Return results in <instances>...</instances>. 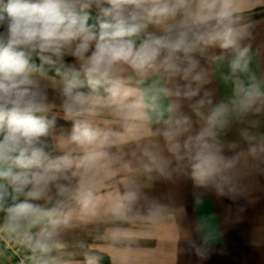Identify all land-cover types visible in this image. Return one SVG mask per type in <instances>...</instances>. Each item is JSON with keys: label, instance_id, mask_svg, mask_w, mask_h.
Wrapping results in <instances>:
<instances>
[{"label": "crops", "instance_id": "0c3cea01", "mask_svg": "<svg viewBox=\"0 0 264 264\" xmlns=\"http://www.w3.org/2000/svg\"><path fill=\"white\" fill-rule=\"evenodd\" d=\"M215 2L216 11L227 3L237 46L196 43L187 54H173L175 73L163 66L169 52L162 48L143 73L121 64L107 81L91 84L82 71L84 62L72 55L74 44L51 59L80 80L29 68L30 78L47 95L48 111L37 114L48 125L44 151L49 160L67 156L71 163L39 199H13L6 181H0L8 193L1 202L7 218V209L24 201L56 209L51 217L12 223L32 225L43 264H264V0ZM201 3L185 0L174 16L140 21L144 40L135 46L173 38L179 31H187L193 42L196 35L212 32L215 20L196 19ZM108 6L106 0H94L82 10L105 17L101 9ZM6 40L3 26L0 43ZM93 50L94 44L85 57ZM244 50L246 69L234 72L232 63ZM191 62L192 75L199 73L200 81L184 78ZM69 82L88 101L86 111L72 117L63 108L62 90ZM189 86L199 89L196 96L184 95ZM253 89L260 95L244 110L240 101ZM221 105L226 110L214 136L206 138L221 163L199 182L190 158L195 150L189 153L184 144L207 127L208 117ZM184 117L187 131L176 137L181 145L177 155L163 133ZM78 127L90 128L96 139L74 142ZM9 167L19 171L13 165L4 169ZM61 186L67 189L63 194Z\"/></svg>", "mask_w": 264, "mask_h": 264}, {"label": "clouds", "instance_id": "9594fccd", "mask_svg": "<svg viewBox=\"0 0 264 264\" xmlns=\"http://www.w3.org/2000/svg\"><path fill=\"white\" fill-rule=\"evenodd\" d=\"M94 0H0V26L6 25V43H0V181H6L11 188L13 199L26 195L39 199L50 183L59 178V173L70 165L67 156L49 160L44 151L43 138L48 134V125L43 116L37 115L48 111L47 95L29 76V57L39 55L43 62L52 63V56L60 58L64 50L75 45L72 55L82 60V71L91 84L107 81L117 66L127 64L138 73H143L153 66L162 48L169 52L163 66L173 73L179 71L171 63L173 54L183 51L185 54L194 50L196 43L218 42L222 49L235 48L237 40L231 27L230 12L225 3L216 11L215 0H202L197 21L204 23L215 20L216 28L212 32L198 34L195 42L190 41L187 31H179L175 37L155 38L144 41L139 47L130 37L138 34L142 27L140 21L174 16L185 5V0H176L175 4L160 3L159 0H106L108 7L101 11L110 21L100 25L99 33L86 26L87 17L81 19L75 9L88 8ZM206 10V13H205ZM94 44L91 55L85 57ZM246 50L241 51L232 63L233 71L245 70L241 64ZM195 62L184 69V78L200 81L201 75H192ZM197 89L189 86L184 95L191 98L197 95ZM113 96L116 89H111ZM179 94V93H177ZM260 93L250 90L240 101L242 109L251 107ZM63 108L66 116L81 115L88 101L83 93L76 91V84L69 82L62 90ZM202 104L203 101H200ZM226 110L221 105L214 109L207 119L205 127L197 136L189 137L184 148L191 155L193 177L204 182L217 166L221 157L213 151L208 137L214 136L213 129L220 122ZM177 127L163 133L169 142V150L179 154L181 145L176 137L187 131L188 118L178 120ZM96 133L88 127L77 128L72 140L78 144H90L96 139ZM92 157H89L91 159ZM13 165L2 168L3 165ZM0 201L8 193L2 191ZM67 189L61 186V193ZM8 220L16 223L30 216L55 215L56 209H41L27 201L20 202L7 209ZM51 235V234H48ZM91 264V262H89Z\"/></svg>", "mask_w": 264, "mask_h": 264}, {"label": "built area", "instance_id": "2783aa9c", "mask_svg": "<svg viewBox=\"0 0 264 264\" xmlns=\"http://www.w3.org/2000/svg\"><path fill=\"white\" fill-rule=\"evenodd\" d=\"M5 164L2 168L9 166ZM5 252L14 264H43L42 250L30 223L12 224L0 201V253Z\"/></svg>", "mask_w": 264, "mask_h": 264}, {"label": "trees", "instance_id": "16d2710c", "mask_svg": "<svg viewBox=\"0 0 264 264\" xmlns=\"http://www.w3.org/2000/svg\"><path fill=\"white\" fill-rule=\"evenodd\" d=\"M75 13L81 19L87 17L86 26L92 28V30L96 33H99L101 23L110 21V19L106 17H102V16L93 14L89 11L82 10V9H75ZM4 26L6 27V25ZM0 27H3V26H0ZM130 39H132L134 42H140L144 40V38L142 37L141 31L135 36L130 37ZM29 68L36 70V71L52 74L60 78L73 80V81H77L81 79L78 76L59 68L55 63L43 62L40 58L35 57V56L29 57ZM8 257L9 256L7 253L1 252L0 264H7Z\"/></svg>", "mask_w": 264, "mask_h": 264}, {"label": "rangeland", "instance_id": "374dc122", "mask_svg": "<svg viewBox=\"0 0 264 264\" xmlns=\"http://www.w3.org/2000/svg\"><path fill=\"white\" fill-rule=\"evenodd\" d=\"M1 254V253H0ZM13 263V262H12ZM9 260H8V258H7V264H12Z\"/></svg>", "mask_w": 264, "mask_h": 264}]
</instances>
